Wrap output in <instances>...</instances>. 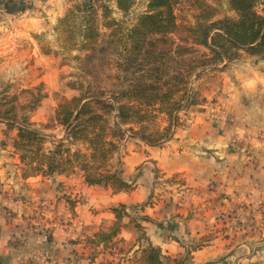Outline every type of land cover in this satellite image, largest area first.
Masks as SVG:
<instances>
[{
	"label": "crops",
	"instance_id": "1",
	"mask_svg": "<svg viewBox=\"0 0 264 264\" xmlns=\"http://www.w3.org/2000/svg\"><path fill=\"white\" fill-rule=\"evenodd\" d=\"M10 1L17 0L0 3ZM88 1L36 0L34 7L53 25L73 4ZM243 58L224 71L221 65L200 73L194 84L217 76L218 86L193 90L199 103L175 114L169 140L150 146L126 137L114 162L130 193L64 176L22 180L18 159L2 155L0 264H43L44 255L45 264H69L79 239L110 224L108 210L119 205L127 224L135 215L164 256L187 264H264V59ZM12 193L23 203L13 204ZM40 200L46 209H38ZM43 218L51 233L31 244L23 242L31 233L12 226ZM134 236L125 227L117 237L132 244L129 255L139 250ZM15 239L23 240L12 246Z\"/></svg>",
	"mask_w": 264,
	"mask_h": 264
},
{
	"label": "trees",
	"instance_id": "2",
	"mask_svg": "<svg viewBox=\"0 0 264 264\" xmlns=\"http://www.w3.org/2000/svg\"><path fill=\"white\" fill-rule=\"evenodd\" d=\"M137 1L107 0L114 4L116 11L125 15ZM179 1L149 0L146 11L135 17L130 28H123L120 22L111 19V9L107 5L100 7L105 21L103 27L110 31L109 44L118 43L121 48L120 61L115 63V68L122 72V77L117 76L115 80L119 87H125L124 91L111 94L107 100L105 93L90 91V84L71 83L70 90L78 91V96L69 100L61 99L54 118L64 131V140L71 144L81 142L88 145V156H83L80 151L70 156L69 148L63 146L62 142L53 150L45 151L42 148L45 138L30 130L27 118L17 120L13 105L3 110L4 105L14 103L15 98L8 102L4 101L5 98L0 99V122L6 125L7 132H16L12 146L15 151L23 153L19 161L24 173L26 170L31 172L29 177L67 175L74 165H78L84 173L87 186L130 193L133 188L123 182L120 173L101 171L107 168L108 159L117 150L114 139L125 138L121 126L126 127L132 122L130 116L139 114L138 110L135 112L134 107L123 104V101H142L149 107L150 100L156 99L154 101H161L169 108L168 114L173 115L199 103L189 90H181L182 100L173 103L170 99L175 85L182 83L186 86L187 80L198 78L203 71L216 70L221 65L225 68L239 60L242 54L264 59V0H209L210 4L204 0H185L198 6L199 14L192 26L177 21L174 10ZM93 3L91 0L82 3L58 21L55 31L71 39V51L93 52L100 40L98 24L95 22L99 10ZM222 5H226L231 16L224 15L226 10H223L220 11V14L225 12L223 16L218 17L217 12ZM260 7L262 12L259 11ZM199 50L208 52V55L199 58L195 54ZM176 63H180L176 71H170V66ZM156 87L166 92L158 94L161 90ZM41 100L42 97L32 98L31 104L27 106L28 111L38 108ZM113 114L117 122L111 123ZM175 118L174 114L172 124L176 123ZM135 122L142 126L144 121L138 118ZM130 137L138 138L150 146H157L164 141L163 136L151 139L143 134H131ZM23 178L28 176L23 174ZM112 213L116 221L113 226L106 233L98 231L93 238L102 246L114 243L119 236V223L125 215V206L119 205L112 209ZM135 227L142 232L139 240L147 244L140 251L139 264H187L186 258L164 256L159 248L152 246L145 238L144 229L139 224Z\"/></svg>",
	"mask_w": 264,
	"mask_h": 264
},
{
	"label": "rangeland",
	"instance_id": "3",
	"mask_svg": "<svg viewBox=\"0 0 264 264\" xmlns=\"http://www.w3.org/2000/svg\"><path fill=\"white\" fill-rule=\"evenodd\" d=\"M34 1L36 0H17L14 4L11 1L0 3V99L5 98L4 101L8 102L15 98L14 103L5 104L3 110L13 105L16 109L15 113L18 116L17 120L20 121L23 117L27 118L30 130L38 132L45 138L42 146L45 151L53 150L59 142H62L63 146L69 148L70 156L77 151H80V154L83 156H88V145L81 142L71 144L70 141L64 140V131L54 121L57 104L61 99L69 100L78 96V91L70 90L69 84L71 83L83 84L84 86L90 84V91L105 93L107 100L111 94L124 91L125 87H119L118 82L115 80L117 76L122 77V72L115 68V63L120 61L119 52L121 48L118 43L109 44L110 37L108 36L110 31L103 27L105 21L101 16L100 7L107 5L111 9L110 18L120 22L123 28H130L134 23L135 17L146 11V4L149 0H138L126 15L116 11L112 2H107V0H91L94 2L93 5L99 10L95 17V22H97L100 32V40L93 52L71 51L69 47L71 39H67L66 36L59 35L55 31L58 21L64 18L71 9L79 7L82 2L73 4L64 16L57 19L51 25L50 22H47L46 15L43 13L45 11L34 7ZM204 1L210 4L209 0ZM12 4L14 5L13 8ZM197 8L196 4L191 5L185 0H180L174 10L177 21L182 25L192 26L195 23L196 16L199 14ZM223 10H226V13L220 14V11ZM262 10V7H260L259 11L262 12ZM217 13L218 17H222L224 13L227 16L232 15L230 12H227L226 5H222L221 10H218ZM195 54L200 58L203 55H208V52L199 50ZM242 57H244L243 59L249 58L245 54L241 55V59ZM178 64L180 63L170 66V71H176ZM181 67L183 66L181 65ZM225 68L219 70L224 71ZM160 70L163 72L161 65ZM161 76L164 77L165 75L161 74ZM165 80L167 79L165 78L164 82H166ZM196 80L193 77L187 80L186 86H183L182 83L175 85L173 88L174 93L170 100L173 103L182 100L183 91L181 90H189V93L191 92L192 94H194L193 90H211V87L218 86L219 81L217 76H211L196 85L194 84ZM156 88L157 90H161L158 94L166 92L162 88ZM34 97H42L41 103L38 108L28 111L27 106L31 104ZM154 100L156 99L150 100L151 105L149 107H146L142 101H123V104H129L134 107L135 112L138 110L139 114L130 116V120L134 124L131 122L126 127L121 126L125 138L114 139L117 150L108 159L107 168L101 169V171L105 172L106 170V172L120 173L118 164L114 162V156L117 153L119 155L124 152L121 143L126 137L131 138V134H143L151 137V139L163 136L164 141L172 137L174 128L176 127V125H172V117L178 112L169 115V108H166L161 101ZM114 115L110 118L111 123L117 122L114 119ZM137 117L140 121H144L142 126L135 122L138 120ZM15 137L16 132H7L6 125L0 122V164L3 161L2 155L3 157H8L11 162L16 157L18 159V167L21 169V179L26 180L32 178L29 177L31 172L28 170L25 173L23 172L19 161V156L23 153L15 151L12 146ZM69 171V174L60 176L72 177V179L80 180L87 186L84 182V173L80 171L78 165H74ZM23 174H26L28 178H23ZM110 191L113 192L111 189ZM113 193L116 194L118 192ZM19 195L12 193L9 196L13 204L23 203V195ZM40 201L37 205L38 209H46V205H43L45 201ZM117 207H112L108 210L111 215H113L112 209ZM134 216H131L132 219L127 224V213L125 212L119 223V234L125 227H133L135 230L134 246H139L137 253L129 255L132 244H125L119 238L114 243L109 242L102 246V243H98V240L93 239L97 232H88L84 234V239H79L78 252L73 251V256H71L73 258L69 259V264H139V258H141L140 251L143 248L145 249L147 244L145 241L139 240L142 232L136 229L135 226L139 223L137 219L134 220ZM41 221H25L24 223H18L16 226L11 224L14 226V230L18 228L22 234L27 232L32 234L29 237L25 234V240L15 239L12 242V246L21 243L22 240L24 243L28 242V244H31L32 239H35L36 235H42L48 239V235L51 233L47 226L49 224L45 223L44 218ZM115 222L113 215V221L99 231L103 233L108 232ZM144 235L147 238L145 232ZM46 258V255L41 258L43 264L47 263Z\"/></svg>",
	"mask_w": 264,
	"mask_h": 264
},
{
	"label": "built area",
	"instance_id": "4",
	"mask_svg": "<svg viewBox=\"0 0 264 264\" xmlns=\"http://www.w3.org/2000/svg\"><path fill=\"white\" fill-rule=\"evenodd\" d=\"M263 93H264V89H263ZM139 209H141V208H139Z\"/></svg>",
	"mask_w": 264,
	"mask_h": 264
}]
</instances>
